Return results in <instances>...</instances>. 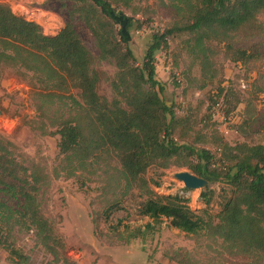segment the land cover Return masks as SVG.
Segmentation results:
<instances>
[{"label": "trees", "instance_id": "obj_1", "mask_svg": "<svg viewBox=\"0 0 264 264\" xmlns=\"http://www.w3.org/2000/svg\"><path fill=\"white\" fill-rule=\"evenodd\" d=\"M58 1L72 6L68 21L55 35L43 34L39 25L0 3V65L16 70L28 81L40 119L41 127L36 129L49 134L47 129H54L51 134L59 137L58 156L65 164L62 171L71 177L94 165L112 167L119 192L102 211L106 222L123 211L122 202L132 191L137 192L143 199L138 215L151 223H146L144 230H127V238H144L153 231V224L164 218L182 233L220 241L228 264H264V143L229 144L217 130L207 138L194 139L212 145L214 153L186 143L196 121L175 116L162 98L165 89L155 70V54L171 37H183L182 49L197 62L206 83L215 78L214 44L223 45L230 62L246 65L254 61L255 54L234 45L238 37L264 35V23L259 20L264 16V0H165L171 22L162 33L152 34L140 65L113 18L121 7L129 6V0ZM75 19L91 33L97 55L75 30ZM127 21L126 29L131 20ZM97 61L115 68L112 78H104L105 74L95 69ZM104 80L109 83L111 99L98 93ZM216 97L222 98L227 115L240 103L237 94L222 87ZM244 114L247 122L238 128L242 134L255 121L246 107ZM20 157L16 146L0 136V191L18 204L12 209L0 202V247L16 255L3 234L4 224L12 222L34 231L53 264L60 260L70 264L61 239L37 203L45 177L25 166ZM152 167L186 168L208 184L227 185L230 197L216 215L204 211L203 217L199 216L189 208L187 199L152 191L144 177ZM211 194L206 188L200 195L206 206ZM119 225L120 221L113 228L115 233ZM173 261L191 264L187 255L177 254Z\"/></svg>", "mask_w": 264, "mask_h": 264}, {"label": "rangeland", "instance_id": "obj_2", "mask_svg": "<svg viewBox=\"0 0 264 264\" xmlns=\"http://www.w3.org/2000/svg\"><path fill=\"white\" fill-rule=\"evenodd\" d=\"M11 11L40 26L43 34L55 35L68 21L72 4L58 0H0ZM120 11V12H119ZM113 15L117 27L127 38L136 64L143 61L152 34L162 33L171 22L172 14L165 0H129L128 7H121ZM130 28L126 29L127 19ZM259 20L264 23V16ZM74 28L85 46L97 55L94 39L83 23L75 19ZM139 26V27H138ZM183 37H171L167 46L155 54L156 79L163 84L162 98L177 117H190L196 123L188 131L184 141L196 148H205L212 153L214 147L204 141L194 142L198 136L207 138L217 130L229 144L245 142L250 145L263 144L264 134V35L255 38L238 37L235 47H241L256 55L246 65L233 63L224 56L223 45H213L215 78L206 83L201 77L196 61L189 59L182 49ZM95 69L112 78L115 68L106 62L95 63ZM218 87L232 90L238 95L239 104L228 115L222 98H217ZM99 95L111 99L108 81H102ZM76 95V91H74ZM218 104L220 115L210 117L211 106ZM34 95L26 79L16 70L0 65V136L12 142L21 162L31 170L40 172L45 178L37 194L41 214L50 222L55 234L64 245V255L70 264H176L177 254L187 255L191 264H228L220 241L206 236L187 235L169 225L161 218L153 224V231L144 238H127V230H144L150 220L138 215L143 199L132 191L122 202L123 211L114 213L106 222L102 211L109 199L119 192L118 181L112 167L94 165L88 171L76 172L68 177L60 162L57 143L59 137L54 129L42 133L36 112ZM248 115L255 120L251 128L239 127ZM176 130L174 137H178ZM111 165H114L113 163ZM178 172H189L186 168L170 167L160 170L152 167L144 177L152 191L159 196L179 195L188 200L189 208L203 217V212L214 216L230 197V187L223 183L208 184L212 191L210 204L201 200L203 190L185 189L175 178ZM190 173V172H189ZM156 184V185H155ZM0 202L12 209L18 204L0 191ZM120 221L118 233L113 231ZM122 235H120V233ZM3 234L7 245L16 251L12 255L0 247V264H53L52 257L36 239L33 230H25L12 222L4 224ZM58 264H64L62 260ZM262 264V263H261Z\"/></svg>", "mask_w": 264, "mask_h": 264}, {"label": "water", "instance_id": "obj_3", "mask_svg": "<svg viewBox=\"0 0 264 264\" xmlns=\"http://www.w3.org/2000/svg\"><path fill=\"white\" fill-rule=\"evenodd\" d=\"M175 178L182 182L185 189L188 190H203L207 188L208 183L189 172H178L175 174Z\"/></svg>", "mask_w": 264, "mask_h": 264}, {"label": "built area", "instance_id": "obj_4", "mask_svg": "<svg viewBox=\"0 0 264 264\" xmlns=\"http://www.w3.org/2000/svg\"><path fill=\"white\" fill-rule=\"evenodd\" d=\"M219 115L220 114H219V111H218V104H215V105L211 106L210 117L212 119H215ZM220 118L222 119V121L225 120L224 115H220Z\"/></svg>", "mask_w": 264, "mask_h": 264}]
</instances>
